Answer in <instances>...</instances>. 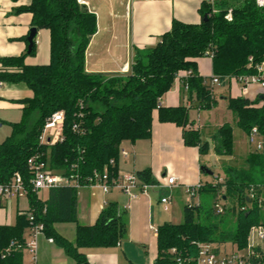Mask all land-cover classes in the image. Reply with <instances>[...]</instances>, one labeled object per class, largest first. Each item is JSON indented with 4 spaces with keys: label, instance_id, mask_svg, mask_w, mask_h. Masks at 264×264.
I'll return each mask as SVG.
<instances>
[{
    "label": "trees",
    "instance_id": "trees-1",
    "mask_svg": "<svg viewBox=\"0 0 264 264\" xmlns=\"http://www.w3.org/2000/svg\"><path fill=\"white\" fill-rule=\"evenodd\" d=\"M18 11L31 14L32 27L48 31L49 61L46 65L25 63L26 57L34 55V40L29 54L26 50L19 56L0 58V82L23 84L32 92L31 98L21 101L20 122L11 126L10 135L0 143V185L19 174L29 204V211L19 215L14 225L0 226V264H22L23 231L29 226V213L74 264H88L78 249L117 244L125 233L122 216L114 204H108L94 225H77L74 242L66 241L52 225L76 223V190L51 188L49 199L40 202L30 184L28 159L41 155L48 159L51 170L76 174L81 180L105 167L114 176L122 143L150 138L153 110H158L161 123L187 126L186 108L158 107L159 99L170 90L179 72H191L186 80L188 92L195 95L204 110L216 104L211 89L204 86L197 73L196 59L209 56L213 75L219 77L220 83L256 74V66L264 63V5L258 6L255 0L201 4L198 24L173 20L170 30L153 48L135 50L127 75L85 72L84 52L96 32V18L77 0H29ZM227 108L238 128L249 134L255 127L264 145V95L253 102L228 98ZM56 112L64 115L63 141L54 146L41 145L39 136L45 121ZM75 122L81 123L83 135L72 132ZM183 141L206 154L208 144L201 143L197 132L184 131ZM213 144L217 156L232 155L229 124L217 130ZM110 160L115 161L114 167L108 166ZM245 163L243 168H225L221 183L202 184L199 189V196H210L222 203V214H216L213 207L204 208L201 202L183 208L182 223L157 228L154 264H175L171 249L193 264L197 244L230 243L238 251L246 248L250 229L264 228L260 196V190H264V148L250 153ZM201 171L204 173L206 167ZM136 174L143 183H154L148 169Z\"/></svg>",
    "mask_w": 264,
    "mask_h": 264
},
{
    "label": "crops",
    "instance_id": "crops-1",
    "mask_svg": "<svg viewBox=\"0 0 264 264\" xmlns=\"http://www.w3.org/2000/svg\"><path fill=\"white\" fill-rule=\"evenodd\" d=\"M79 1L86 2L88 7L85 9L96 18V32L89 38L84 52L85 72L127 75L134 51L153 48L160 37L170 30L173 20L185 24H198L201 21V4L212 5L219 1L234 0H77ZM28 3L29 0H0V58L19 56L27 50L28 43L24 39L32 28L31 14L20 12L18 8L27 6ZM98 14L99 19L103 21L98 22ZM34 44V55L26 57L25 63L46 65L49 61L48 31L37 30ZM195 62L198 75L203 79L204 86L211 89L215 101H217L216 96H221L227 106L228 98H244L253 102L264 95V88L260 85L243 86L236 79H229L225 83L210 87L209 79L213 75L211 58L202 57ZM185 72L178 73L170 90L159 99L158 107L186 108L187 126L181 128L173 123H161L158 120V110L155 109L151 115L150 138L135 143L123 142L120 150L126 151L128 155L125 158L119 155L117 159L119 172L137 173L148 169L154 184L164 186L167 178L173 177L175 185L149 190L133 200L117 189H112L108 193H103L98 188L74 189L76 190V223L52 225L56 234L68 242H74L77 225L85 227L94 225L108 204L115 205L125 224L124 236L114 246L79 248L78 252L85 256L88 264H154L157 257V234L154 233V229L157 230L163 224L182 223L183 208L191 202L198 206L203 200V195L199 196V193L196 197H190L186 189L200 182L215 184L217 179L221 180L224 177V175L222 178L213 177L212 173L208 175L206 171L210 170L206 164L205 154L200 153L198 146L189 147L184 144V131L197 132L202 143L206 142L202 137L205 129H211L216 133L223 124L230 125L229 122L214 115L212 107L204 110L195 95L189 93L188 88L184 89L183 83L187 80ZM216 88L219 90L215 91ZM31 97L32 92L23 84L0 82V113L3 114L0 115V123L8 124L11 128L13 124L20 122L2 119L6 118L5 112H9L13 107L19 108L21 113V101ZM225 113L236 121L228 108ZM215 133L212 135L213 143ZM259 139L261 142L258 144H263L261 137ZM254 151H257L256 148ZM252 152L246 153L245 157L247 158ZM202 167H206L204 173L201 171ZM207 176L212 178L209 179ZM49 193L50 189L39 191L37 197L40 202L45 203L49 199ZM260 196L264 200L263 189L260 190ZM162 198H168L169 203L162 204L160 202ZM28 211L27 197L0 199V226L14 225L17 217ZM29 234V226H27L23 231L24 242L28 240ZM248 238L249 234L246 245ZM48 239L51 238L44 233L39 237L35 264H74L62 249ZM213 246L216 252L222 255L238 251L230 243L213 244ZM260 249L264 256V243ZM21 257L22 264H33L29 251L22 250Z\"/></svg>",
    "mask_w": 264,
    "mask_h": 264
},
{
    "label": "built area",
    "instance_id": "built-area-1",
    "mask_svg": "<svg viewBox=\"0 0 264 264\" xmlns=\"http://www.w3.org/2000/svg\"><path fill=\"white\" fill-rule=\"evenodd\" d=\"M258 6L264 5V0H255ZM80 5L88 7L86 2H78ZM229 18V15H228ZM209 57V56H207ZM186 79L191 75L190 71H186ZM243 86L249 84H258L264 88V68L263 64L256 66V74L251 76H244L238 80ZM220 85V79L212 75L209 79V86L213 87ZM184 89H187L186 81L183 83ZM81 116V115H80ZM63 122L64 115L62 112L52 114L46 121L39 136V144L46 146H54L63 141ZM74 134L83 135L81 123L75 122L71 126ZM259 136L257 129L254 127L248 134L249 142H253L254 138ZM264 145L259 143L256 145L258 152L263 151ZM119 155L127 157L128 153L124 150L119 151ZM27 165L31 174L30 184L32 190L39 192L41 190H49L58 187H71L73 189L80 188H98L103 193H108L112 189H117L130 200L136 199L139 195L146 194L149 190L161 187H171L175 185L173 177L167 178L166 185L147 184L139 180L136 173H123L116 171L114 176L110 175L108 168L105 167L102 171L93 170L92 174L84 180L76 174L64 175L53 172L47 163V159H42L41 155H35L28 159ZM108 166L114 167L115 161L110 160ZM222 179H217L216 183H221ZM202 183H198L194 187L186 189L187 195L196 197L199 193ZM250 198L253 197L254 191L250 189ZM27 191L19 174H15L13 179L6 185H0V199L9 200L13 197H26ZM160 202L164 205L169 203L168 198H162ZM191 202L187 206H191ZM213 210L216 214L223 213V206L220 201H214ZM29 220V238L24 242L23 250L30 252L33 264L36 263L38 239L43 235L44 227L41 223L34 221V217L29 213L27 216ZM157 234V230L154 229ZM52 242V239H48ZM264 243V228L262 226H253L250 229L249 238L245 251H236L228 254H219L216 248L211 243L197 244L198 252L193 264H264L262 261L263 253L261 246ZM170 254L174 257L175 264H188L190 260L182 259L175 249L170 250ZM252 261H255L252 263Z\"/></svg>",
    "mask_w": 264,
    "mask_h": 264
},
{
    "label": "rangeland",
    "instance_id": "rangeland-1",
    "mask_svg": "<svg viewBox=\"0 0 264 264\" xmlns=\"http://www.w3.org/2000/svg\"><path fill=\"white\" fill-rule=\"evenodd\" d=\"M83 7L84 9L86 8L85 6ZM99 18H100V15L98 14L97 16L98 22L103 21V20H100ZM218 90H219L218 88L215 89V91H218ZM216 100H217L216 101L217 104L212 106V109H214L213 110L214 115H216L218 118L222 119L223 121L229 122L230 125L232 126V134H233L232 155L230 156L215 155L214 148H213L214 144L212 142V135L215 132H213L211 129L209 130L205 129L203 131L202 137L208 144V148L205 154V160L207 161L206 162L207 167L209 168L210 172L213 174V177L219 176L222 178L223 177L222 175H224L223 173L224 169L229 166H233L237 168L245 167L246 153H248L249 151H254L256 148V145L258 144V142H261V140L259 139V136H257L254 138V141L252 143L249 142L248 135L242 132L238 128L236 124L237 122L234 121V119L229 118L227 115H225L227 114L225 113L227 112V108H226L227 106L225 102L222 101L221 96H216ZM0 115L2 116L3 114L0 113ZM5 117L6 118L3 117L2 120L9 119L13 122L20 121L21 113H20L19 108L13 107L12 109H10L9 112L8 111L5 112ZM10 130H11L10 125L5 124V123L4 124L0 123V142L5 140L6 137H8V135L10 134ZM207 178L211 179L212 177L207 176ZM223 179L224 177L222 178V180ZM213 200L214 198L203 195L202 205L204 206V208L210 209L213 206ZM262 212L264 213V200L262 203Z\"/></svg>",
    "mask_w": 264,
    "mask_h": 264
},
{
    "label": "water",
    "instance_id": "water-1",
    "mask_svg": "<svg viewBox=\"0 0 264 264\" xmlns=\"http://www.w3.org/2000/svg\"><path fill=\"white\" fill-rule=\"evenodd\" d=\"M81 8L83 9L84 7L81 6ZM36 33H37V29L36 28L32 27V28L29 29V34L27 36V43H28L27 53L28 54L30 53V51H31V49L33 47V40H34V38L36 36ZM259 99H262V96H260ZM206 172H207L208 175H211L210 171L207 170Z\"/></svg>",
    "mask_w": 264,
    "mask_h": 264
}]
</instances>
